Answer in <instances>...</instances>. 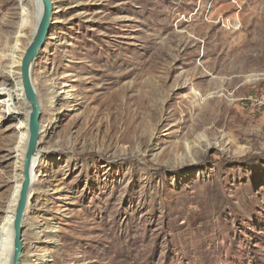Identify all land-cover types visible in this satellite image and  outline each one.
Instances as JSON below:
<instances>
[{"label":"rangeland","instance_id":"obj_1","mask_svg":"<svg viewBox=\"0 0 264 264\" xmlns=\"http://www.w3.org/2000/svg\"><path fill=\"white\" fill-rule=\"evenodd\" d=\"M34 4L0 0V227L11 236L29 111L4 76L20 77L21 5L33 19ZM52 5L32 65L41 152L20 264H264V109L239 100L264 72V0Z\"/></svg>","mask_w":264,"mask_h":264},{"label":"water","instance_id":"obj_2","mask_svg":"<svg viewBox=\"0 0 264 264\" xmlns=\"http://www.w3.org/2000/svg\"><path fill=\"white\" fill-rule=\"evenodd\" d=\"M41 14L38 20L35 32L26 46L20 63V77L23 87V93L26 101L30 106L28 115V140L22 163V181L16 201L14 216L12 222L13 240H12V255L10 264H20L23 241H22V220L27 205L29 189L31 187V161L38 147L40 135V103L36 94L31 77V69L33 62L36 59L38 51L43 47L46 36L49 33L52 16V0H40Z\"/></svg>","mask_w":264,"mask_h":264},{"label":"bare ground","instance_id":"obj_3","mask_svg":"<svg viewBox=\"0 0 264 264\" xmlns=\"http://www.w3.org/2000/svg\"><path fill=\"white\" fill-rule=\"evenodd\" d=\"M34 2H35V4H34V9H33V11H34L33 19H30V15H29L30 11H32L30 9V7L21 5L22 11L24 12V14H21L22 22H24L26 19L29 20V22L27 24V28L28 27L30 28V33H29L31 36L30 38H32V36L35 32L38 20L40 18L41 10H42L40 0H34ZM22 27L23 26L20 27V30H22ZM9 60L11 61V66H9L8 62H7V65L4 63H1V66L14 68L16 65L15 61L12 59H9ZM19 71H20V67H19ZM11 72H12L11 75L7 74L4 76L5 80H9V83H8L9 87L8 88L5 87L4 92L6 93V95L10 99L22 100V96H24V93H23L21 78L19 76L16 77V72H13V71H11ZM257 75L258 74H256L255 76H257ZM255 76H254V78H255ZM1 77H3V76L0 73V78ZM31 77H32V69H31ZM32 84H33V82H32ZM33 87H34V85H33ZM34 90H35V88H34ZM70 91H69V89H67V90L65 89V91L62 92V94H60V95L57 94V96H55V98L61 97V99H62V98L68 97L71 95ZM35 92H36V90H35ZM28 105H26L27 111H30V106H28ZM28 115H29V112H28ZM27 133H28V116H27ZM27 140H28V138H27ZM40 152H41V149H39V147H37L35 154L32 157L31 169H30L31 185L33 184V177L35 175L36 168L39 165L38 163H39V158H40ZM19 156L22 157V163H23L24 155L20 154ZM13 216H14V214H13ZM12 222H13V219H12ZM12 231H13V229H12ZM12 240H13V236L8 234V232L5 231V228L0 227V261H1L0 263L1 264H4L6 261H8L9 254H10V251L12 249ZM10 261H11V259H10ZM9 264H10V262H9Z\"/></svg>","mask_w":264,"mask_h":264},{"label":"built area","instance_id":"obj_4","mask_svg":"<svg viewBox=\"0 0 264 264\" xmlns=\"http://www.w3.org/2000/svg\"><path fill=\"white\" fill-rule=\"evenodd\" d=\"M252 90L239 97L246 106L264 109V72L258 73L252 80Z\"/></svg>","mask_w":264,"mask_h":264}]
</instances>
